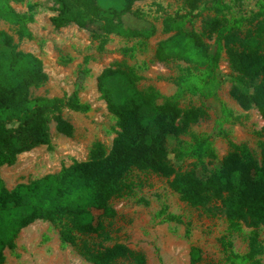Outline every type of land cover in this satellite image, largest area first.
Returning <instances> with one entry per match:
<instances>
[{
    "label": "trees",
    "instance_id": "trees-1",
    "mask_svg": "<svg viewBox=\"0 0 264 264\" xmlns=\"http://www.w3.org/2000/svg\"><path fill=\"white\" fill-rule=\"evenodd\" d=\"M18 1L0 0V19L14 27L18 39H29L27 25L33 20L36 4L28 3L25 11L18 12L10 5ZM137 1L141 0H51L49 22L54 28L69 24L85 28L97 23L94 38L99 51L110 34L143 41L153 35L152 24L130 28L122 21L124 14L135 13L131 8ZM211 1L213 15L201 19L198 31L186 28L184 18L193 16L203 0H183V14L161 18L167 36L156 42L154 59L186 64L172 79L174 91L163 102L157 103L153 88H137L133 67L124 60L112 61L95 77L98 96L117 128L110 146L94 141L85 160L10 189L0 179V264L5 259L3 250L12 249L18 231L34 220L49 222L57 229L59 240L90 264H145L144 255L124 243L102 244L110 239L116 215L110 201L129 190L134 173L167 178L169 189L180 201L222 216L227 234L248 228L247 249L242 254L232 251L225 235L220 238L224 260L226 264H259L263 252L257 229L264 227V144L255 156L243 144L232 142L221 126L236 117L220 105L213 133L222 136L229 149L207 177L175 168L162 153L172 141L175 161L190 158L194 166L204 169L203 160L215 158L210 134H194L187 144L179 141L178 137L205 114L201 106L182 108L179 99L186 94L215 95V70L222 54L231 71L229 96L242 110L257 111L262 121L258 134L264 136V0L246 26L244 18L227 15L228 5L222 0ZM45 80L40 59L17 49L12 36L0 30V165L12 164L18 153L37 145L49 146L50 120L57 133L70 137L73 128L59 114L61 108L89 110L76 90L60 97L32 95L30 89ZM200 257V248L190 245L189 264L198 263Z\"/></svg>",
    "mask_w": 264,
    "mask_h": 264
},
{
    "label": "rangeland",
    "instance_id": "rangeland-1",
    "mask_svg": "<svg viewBox=\"0 0 264 264\" xmlns=\"http://www.w3.org/2000/svg\"><path fill=\"white\" fill-rule=\"evenodd\" d=\"M222 2L228 5L227 15L244 18L246 26L249 18L258 12L260 0ZM28 3L36 4L33 20L27 25L31 38L18 39L14 27L2 19L0 30L12 36L17 49L36 55L41 61L46 80L40 86L31 88V94L60 97L76 90L79 100L87 102L90 108L86 112L61 108L59 114L73 128L70 137L57 133L53 120H50L49 146L37 145L18 153L12 164L0 165V179L6 189L16 183L54 173L73 161L85 160L94 141H99L105 148L110 146L117 129L115 119L106 110L95 85V77L103 67L112 61L124 60L137 74V88H153L158 94L157 103H161L174 91L172 79L186 66L179 60L158 62L153 57L156 42L167 36L162 31L161 18L183 14V0L135 2L131 8L135 13L122 16L124 25L143 28L152 24L155 28L153 35L142 41L110 34L100 51L96 47L98 39L94 38V34L98 33L97 23L85 28L73 24L54 28L49 22L53 14L51 0H20L10 2V5L15 11L22 12ZM212 6L211 0H203L193 16L184 18L185 27L198 31L201 19L213 15ZM85 56L86 64L83 63ZM215 77L218 86L213 97L186 94L179 99L182 108L201 106L205 114L189 126L186 134L178 137L180 142L187 144L194 134H210L215 158H205L202 169L194 166L190 158L175 161L171 152L172 141L162 152L175 168L192 171L201 178L207 177L209 170L219 165L229 149L226 140L213 133L220 116V105L236 117V120L221 126L232 142L243 144L255 156L260 145L264 144V136L258 134L262 121L257 111L254 108L242 110L229 96L231 71L223 54L219 58ZM130 177L129 190L110 201L116 215L111 222L110 239L102 241L103 245L124 243L140 251L145 257V264H189L190 245H196L201 251L196 264H226L220 244L224 235L231 242L233 252L242 254L246 251L248 228L242 227L238 233L227 234L222 216L209 215L180 201L177 194L169 189L165 177L151 173H134ZM257 232L263 244V252L258 256L259 264H264V227H259ZM3 253V264H90L71 245L62 243L57 229L43 220H34L21 228L14 238V247L5 248Z\"/></svg>",
    "mask_w": 264,
    "mask_h": 264
}]
</instances>
